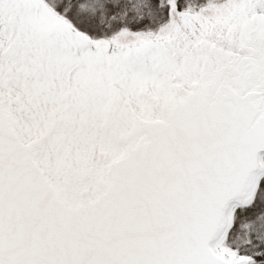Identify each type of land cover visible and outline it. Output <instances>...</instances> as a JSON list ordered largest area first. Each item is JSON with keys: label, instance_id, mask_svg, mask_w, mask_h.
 Returning <instances> with one entry per match:
<instances>
[{"label": "snow or ice", "instance_id": "obj_1", "mask_svg": "<svg viewBox=\"0 0 264 264\" xmlns=\"http://www.w3.org/2000/svg\"><path fill=\"white\" fill-rule=\"evenodd\" d=\"M0 264H264V0H0Z\"/></svg>", "mask_w": 264, "mask_h": 264}]
</instances>
